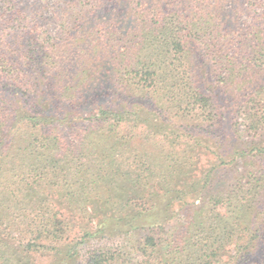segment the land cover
Listing matches in <instances>:
<instances>
[{
	"label": "trees",
	"instance_id": "16d2710c",
	"mask_svg": "<svg viewBox=\"0 0 264 264\" xmlns=\"http://www.w3.org/2000/svg\"><path fill=\"white\" fill-rule=\"evenodd\" d=\"M0 264H264V0H0Z\"/></svg>",
	"mask_w": 264,
	"mask_h": 264
},
{
	"label": "rangeland",
	"instance_id": "374dc122",
	"mask_svg": "<svg viewBox=\"0 0 264 264\" xmlns=\"http://www.w3.org/2000/svg\"><path fill=\"white\" fill-rule=\"evenodd\" d=\"M236 120L238 121V125L240 127V132H239V136L243 137V140H247L248 137L247 135L245 134V131H246V124H247V121L245 119V117L241 114H238L236 116ZM206 135V134H205ZM210 136V135H209ZM209 136H206V137H209ZM240 162V161H239ZM238 162V163H239ZM257 161H254L252 162V165H255ZM241 164H239L238 166L235 164V169H227V171H225V173H222L219 176L218 178V181H220L221 179V185H224L225 183H228V181H230L232 179V177L236 176L235 174L243 167L240 166ZM220 176H222V178H220ZM113 247L116 248V245L113 244L111 245ZM132 254V253H131ZM134 256H135V251L133 252ZM133 257V256H131Z\"/></svg>",
	"mask_w": 264,
	"mask_h": 264
}]
</instances>
